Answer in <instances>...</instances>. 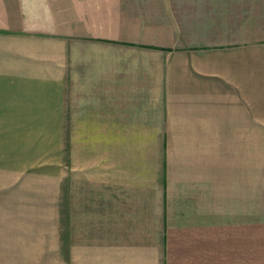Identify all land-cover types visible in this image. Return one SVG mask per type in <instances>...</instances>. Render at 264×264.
I'll return each instance as SVG.
<instances>
[{
	"label": "crops",
	"instance_id": "crops-1",
	"mask_svg": "<svg viewBox=\"0 0 264 264\" xmlns=\"http://www.w3.org/2000/svg\"><path fill=\"white\" fill-rule=\"evenodd\" d=\"M240 1L0 0V148L62 133L51 254L264 264V38L230 31Z\"/></svg>",
	"mask_w": 264,
	"mask_h": 264
},
{
	"label": "rangeland",
	"instance_id": "rangeland-1",
	"mask_svg": "<svg viewBox=\"0 0 264 264\" xmlns=\"http://www.w3.org/2000/svg\"><path fill=\"white\" fill-rule=\"evenodd\" d=\"M228 1L231 6L233 0ZM240 5L239 25L235 16L233 23L237 25L232 26L230 20V31L245 33L249 39L264 38V0H241ZM2 134L4 141L7 133ZM30 134L37 137V147L34 145L30 149L20 142L15 153L9 147L0 148L4 151L0 156V264H35V261L23 258L30 253L39 257L46 255V261L36 260L40 264H66L67 255H64L63 244L61 252L59 250L57 254H51L56 246L51 241L57 242L58 237L51 239L50 232L53 225L50 216H53L54 226L60 227V211L63 212L62 133L32 132L16 135L30 138ZM81 134L83 139L87 137L86 133ZM45 155L54 157L52 164L55 165L44 163ZM4 158L6 162H1ZM36 160L39 161L32 162ZM73 189L75 196L78 191L76 182ZM71 196V192L66 194V209H69ZM53 230L57 231L56 227ZM13 241L19 245L13 244ZM61 253L64 260L60 258Z\"/></svg>",
	"mask_w": 264,
	"mask_h": 264
}]
</instances>
